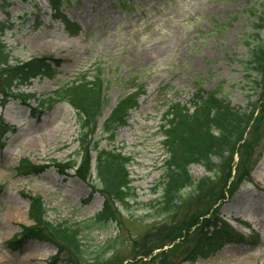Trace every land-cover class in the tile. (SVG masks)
Segmentation results:
<instances>
[{"label": "rangeland", "instance_id": "374dc122", "mask_svg": "<svg viewBox=\"0 0 264 264\" xmlns=\"http://www.w3.org/2000/svg\"><path fill=\"white\" fill-rule=\"evenodd\" d=\"M6 1L4 10L0 0V22L12 26L5 29L1 42L10 64L49 57L55 75L14 85L13 94L36 96L26 103L17 96L4 101L0 95V121L15 128L0 147V264H73L65 254L55 260L57 248L50 242L28 239L19 249L7 246L32 225L30 201L24 193L43 198L52 224H82L103 207L102 195L93 192L92 186L98 185L95 153L89 181L80 179L74 170L63 174L55 165L77 158L76 110L61 100L42 105L55 98L59 87L86 72L88 80L100 75L107 101L94 138L100 148H118L131 157L128 170L136 199L128 207L119 206V222L81 231L84 261L96 264L97 257L107 264L116 258L124 260L122 264L149 261L168 248L145 256L151 236L190 220L204 201L197 202V195L183 208L168 210L159 204L163 193L159 182L168 158L160 126L168 106L188 105L199 87L205 92L219 91L242 111L260 98V91L245 79L254 0H65L62 11L81 27L77 36H70L52 17L48 0ZM133 93L139 94L138 106L109 137L103 133L104 121L123 96ZM22 159L43 166V171L20 175L16 169ZM190 173L196 180L208 175L198 164L190 167ZM251 178L232 195L227 193L218 207L219 218L244 235L245 241L225 244L207 258L179 262L199 234L196 225L186 239H179V253L167 259L175 264H264V125L254 141ZM217 183L223 185L220 180ZM256 231L260 237L252 240Z\"/></svg>", "mask_w": 264, "mask_h": 264}, {"label": "trees", "instance_id": "16d2710c", "mask_svg": "<svg viewBox=\"0 0 264 264\" xmlns=\"http://www.w3.org/2000/svg\"><path fill=\"white\" fill-rule=\"evenodd\" d=\"M3 8L7 7V1ZM54 11V17L59 19L67 32L75 35L80 28L72 23L60 11L65 3L63 0H48ZM253 34L246 44L249 57L246 61L245 79L252 89L260 91V98L250 102L247 111H242L219 91L205 92L198 88L189 100L188 105L179 102L170 104L164 114L161 126L162 146L168 154L163 166L164 173L159 182L163 193L159 201L163 209H173L183 206L195 197L203 199L199 210L191 215L190 220H184L177 226L162 229L151 236L150 242L144 248L145 256H150L152 250L168 246L167 250L153 256L149 261L138 260L132 264H175L169 254H178L182 241L186 239L191 229L198 225L199 234L194 244L187 248L183 261H195L199 257L207 258L220 250L226 243H240L244 237L234 231L226 222L218 217V206L232 194L241 184L251 182V172L254 161V141L260 128L264 125V0H254L252 6ZM12 25L7 21L0 22V95L4 100L9 96H17L23 102L34 95L13 94L14 85H24L40 76L53 77L54 69L47 62L51 58H33L27 62L11 65L1 42L7 27ZM56 66L59 61L56 60ZM85 73L71 84L61 86L55 91V98L42 102L49 106L55 101H67L76 110L80 126L79 149L77 158L67 164H55L61 173L66 169H74L75 175L83 181L92 178V153L96 154L95 170L98 185L93 186V192L100 193L104 198L102 210L96 216L84 223L69 224L68 222L52 224L47 217V209L40 195L23 194L30 201L29 219L31 226L25 227L20 238L10 241L8 247L19 249L25 240L37 239L52 243L57 248L58 259L62 254L73 264H86L85 251L81 242L83 229H101L109 223L120 221L121 207H128L130 200L136 199L128 166L131 157L118 148L102 149L94 138L99 121L103 115L107 101L103 95L104 81L100 75L88 80ZM139 94L123 96L112 109L103 124V133L112 137L115 131L127 122L129 112L138 106ZM48 104V105H47ZM13 126L1 122L0 137L14 130ZM4 143H0L2 147ZM237 157V158H236ZM80 158V163H78ZM199 164L204 167L207 176L196 180L190 173V167ZM43 166L34 165L28 159H22L16 169L20 175L39 174ZM223 185L218 186V181ZM187 195L184 196V193ZM195 200V199H194ZM181 203V204H180ZM181 208V209H182ZM177 209V210H178ZM117 239V238H116ZM116 241V240H115ZM171 258V259H167ZM114 259L111 264H122ZM96 258V264H107Z\"/></svg>", "mask_w": 264, "mask_h": 264}]
</instances>
